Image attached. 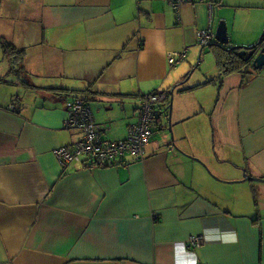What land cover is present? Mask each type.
Instances as JSON below:
<instances>
[{"label": "crops", "instance_id": "0c3cea01", "mask_svg": "<svg viewBox=\"0 0 264 264\" xmlns=\"http://www.w3.org/2000/svg\"><path fill=\"white\" fill-rule=\"evenodd\" d=\"M211 7L229 46L262 36L264 0H188L180 20L167 0L2 1L12 34L0 35L26 49L31 81L1 46L0 264H264V181L245 178L264 179V67L224 72L219 60L214 91L177 104L173 138L153 128L141 161L65 168L56 155L82 136L65 125L75 96L106 139L126 138L141 95L172 90L192 66ZM213 228L238 243L205 239Z\"/></svg>", "mask_w": 264, "mask_h": 264}, {"label": "built area", "instance_id": "2783aa9c", "mask_svg": "<svg viewBox=\"0 0 264 264\" xmlns=\"http://www.w3.org/2000/svg\"><path fill=\"white\" fill-rule=\"evenodd\" d=\"M188 0H167L169 5L181 19L182 6ZM220 19H214V10L211 7V20L209 27L199 32L198 41L205 45L211 42L216 35ZM187 57L186 50L170 53L168 62L175 66ZM168 91L161 90L142 94L139 101V112L136 121L129 125L128 135L124 139L108 140L104 137L101 126L93 117L91 108L85 98L73 97L67 102V128L78 131L82 136L69 146H62L56 150V155L63 167L82 158H87L93 165L124 164L129 165L125 157L130 155L134 160H143L146 156L147 146L153 135V128L161 123V115L168 104ZM200 236L192 237L190 243H197Z\"/></svg>", "mask_w": 264, "mask_h": 264}, {"label": "rangeland", "instance_id": "374dc122", "mask_svg": "<svg viewBox=\"0 0 264 264\" xmlns=\"http://www.w3.org/2000/svg\"><path fill=\"white\" fill-rule=\"evenodd\" d=\"M2 17L3 15L0 11V34H3L2 31H6L9 34H12V29H11L12 24L10 20ZM210 43L212 42H209L204 47H202V44L196 43L195 46L199 47V52L196 57H195V53L193 54L194 61H192L191 59H187L183 61L188 63L190 60L192 62V66L189 67V69L182 76L184 77L187 73H189L188 75L189 78L187 77L188 78L187 81L184 84L178 86L173 93V110L171 114L172 130L169 129V121L167 116L163 118L162 128H160V126L154 127V137L160 136L161 133L162 134L166 133V139L163 142L167 143L171 141L172 136H174L176 110H175V114L173 111L174 108L177 107V104L180 105L182 108H184V110H188L190 106H193L194 104H196V102H200L201 99H207L210 92L214 91V86L212 85V83H214L216 79L221 77L219 76V72H218L219 71L218 61L220 60L221 55H222V59L225 60L226 52L221 50V48L220 49L213 48L212 50V48L209 46ZM191 48L192 47H190V50ZM191 53L189 51L188 55ZM181 63L179 65H181ZM183 88H188V89L182 91ZM130 109L133 111V103H131ZM115 116L117 118V124H118L121 116H117V115ZM193 121H197V120H193ZM202 121L203 120L200 119L197 121V123L201 124ZM161 139L163 140L162 135H161Z\"/></svg>", "mask_w": 264, "mask_h": 264}, {"label": "water", "instance_id": "95a60500", "mask_svg": "<svg viewBox=\"0 0 264 264\" xmlns=\"http://www.w3.org/2000/svg\"><path fill=\"white\" fill-rule=\"evenodd\" d=\"M263 36L260 39L252 44V45H245V46H229L230 44V37L228 32V25L225 20H220L216 29L215 41L217 44L221 45V49L226 52L225 61H232L235 57L242 59L244 62H250L253 65L255 70H261L264 67V43H263ZM211 44V43H210ZM206 45V44H205ZM205 45H202L204 47ZM189 73H187L181 80H179L175 85H173L171 94H170V111L166 115L168 116L169 121V129L172 130L171 126V114L173 110V93L175 89L184 84L188 77ZM188 77V78H187ZM186 90L183 88L182 91ZM162 117V115H161ZM162 119V118H161ZM173 138V136H172ZM246 179L264 181V179L259 177H249L245 176Z\"/></svg>", "mask_w": 264, "mask_h": 264}, {"label": "trees", "instance_id": "16d2710c", "mask_svg": "<svg viewBox=\"0 0 264 264\" xmlns=\"http://www.w3.org/2000/svg\"><path fill=\"white\" fill-rule=\"evenodd\" d=\"M2 1L3 0H0V6ZM211 42L217 44L215 40H212ZM0 43L3 49V59L7 60L10 63L9 72L17 76L19 82H21L23 85H30L31 73L26 70L23 60L26 49L24 47H17V45L13 41L1 35H0ZM263 43H264V36H263ZM220 64L224 72H231L235 70H240L244 73L257 72V70L253 68V65L250 62H244L242 59L236 57L232 61L226 62L225 60L222 59V55H221ZM9 82H13V81H9ZM168 93H169V99H168L169 102L166 108L168 111H170L171 90L168 91Z\"/></svg>", "mask_w": 264, "mask_h": 264}, {"label": "clouds", "instance_id": "9594fccd", "mask_svg": "<svg viewBox=\"0 0 264 264\" xmlns=\"http://www.w3.org/2000/svg\"><path fill=\"white\" fill-rule=\"evenodd\" d=\"M209 232L218 233L216 239H218L221 243H224V244H236V243H238V235L234 231L222 232L218 228L205 229V239H212V237H210L208 235Z\"/></svg>", "mask_w": 264, "mask_h": 264}]
</instances>
